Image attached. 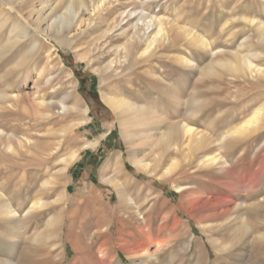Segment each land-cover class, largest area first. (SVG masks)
<instances>
[{"label":"rangeland","instance_id":"obj_1","mask_svg":"<svg viewBox=\"0 0 264 264\" xmlns=\"http://www.w3.org/2000/svg\"><path fill=\"white\" fill-rule=\"evenodd\" d=\"M15 6L17 10L6 31L14 23L32 27L28 9L18 3ZM263 7L264 0H115L113 7L97 17L95 25L73 43L36 33L34 37L45 42L36 59L29 58L23 66L14 65L30 41L5 56L0 54V91L31 92L33 79L24 83L19 74L25 77L34 68H46L53 76L52 84L45 87L48 100L58 101L75 88V96L89 109L85 123L66 130L86 117L79 109L58 112L54 107H41L36 111L33 107L25 109L23 104L8 107L0 102V128L21 141L19 145L13 140L11 152L0 150V191L4 198L15 207L23 205L24 214L29 202L40 193L42 181L54 176L53 188L42 195L49 205L20 222L0 217V258H10L17 264H264V147L258 149L264 129L258 137L227 144L230 172L214 169L195 173L193 158L181 169H189L190 176L181 175L180 170L170 179H160L158 174L151 176L142 171L130 155L136 150L139 156L146 154L153 159L150 149H159L151 140L140 138L149 128L156 131L165 127L148 126L135 117L123 126L102 98V92L124 95L158 112L167 123L185 118L217 143L219 132L245 120L264 101V85L219 67L205 72L213 54L178 34V29H193L212 41L213 48L233 51L244 36L254 34L253 29L243 30L245 24L238 17L256 15L264 19ZM141 9L164 17L171 43H161L149 56H133L121 64L122 57H116L113 50L127 41ZM123 10L137 13L128 17L129 22L124 19L110 38L99 39L108 28V20ZM229 17L235 19L223 29ZM184 55L199 66L183 65L180 57ZM112 60L113 67L103 69ZM260 62L264 63V59ZM179 95L186 105L182 103L176 111ZM75 96L67 98L66 103L73 104ZM191 98L200 102L197 115L187 112ZM41 113L48 115L41 117ZM217 114V122L208 127ZM94 138H100L101 143L93 150L82 149L79 158L61 170V158ZM212 146L205 152H211L215 148ZM181 149L168 148L170 153L177 152L182 161ZM119 154L124 157L123 171L112 167ZM84 160L89 169L76 175ZM117 172H121L118 178L124 190L136 202L150 195L152 200L141 208L144 220L129 205L120 203L117 185L102 179L103 173L112 176ZM257 172L263 175L253 186L250 179ZM176 184L194 188L182 193ZM207 194L225 195L233 202L203 205L198 199ZM234 203L240 206L234 209ZM242 212L248 228L241 223ZM51 218L57 219L56 225L48 224ZM16 234L18 241L12 244L11 237Z\"/></svg>","mask_w":264,"mask_h":264},{"label":"bare ground","instance_id":"obj_2","mask_svg":"<svg viewBox=\"0 0 264 264\" xmlns=\"http://www.w3.org/2000/svg\"><path fill=\"white\" fill-rule=\"evenodd\" d=\"M37 1H39V3ZM114 1L115 0H0V54L5 56L15 50L22 43L30 41V46L26 52L22 54L16 62H14V65L23 66L27 63L29 58L36 59L41 54L45 44V42L43 43L37 39L36 36L34 37L36 33L45 35L48 39L54 38L61 43L64 41H70L73 43L75 38L79 37L95 25V19L97 17L103 14L104 11L113 7ZM15 3H18L19 7H23L24 5L25 8L28 9V18L30 19L32 27H30L28 23H23L22 26L19 23H14L12 27L6 31V28L9 27H7L9 21L14 16V11L17 10ZM136 13V10L130 12H127L126 10L120 11L119 14L115 15L111 20H108V28L101 32L99 39L110 38L112 35L111 33L117 27L121 26L124 19H128V17H131ZM86 15L88 16L86 17ZM137 16L138 18L136 23L132 25L134 30L127 41L122 45H118V47L113 50L116 52V57H122L119 60L121 64H126L127 59L133 56L136 58L149 56L161 43H171L168 35L170 29L168 32L166 31L163 16H158L157 14H151L148 12L146 13L144 12V9H141ZM238 18L245 24V28L243 30L253 29L254 34L244 36L239 42L238 47L233 51L222 48H213L212 41L193 29L179 28L178 34L188 37L191 43L213 54V60L208 66H206L205 72H214L217 67H219L233 76L242 77L243 79L247 78L250 81H255L258 84L262 83L261 85H264V63L260 62V60L264 59V19L256 15H242ZM233 19L235 18L229 17L223 24L222 28H226L229 22ZM125 30L126 29L123 30V33ZM4 34H7V36L4 37ZM226 41H228V39ZM253 44H255V47H253ZM121 52L123 53L121 54ZM180 58L182 64L187 67L199 66V64L190 56L184 55ZM112 67L113 60L106 63L103 69H111ZM22 75L24 74L21 72L19 77L24 83H26L29 78L33 79V84L31 86L32 91H25L22 94H10L6 91H0V102L6 104L8 107H13L14 104L19 103L23 104L25 109L33 107L36 111L41 107H54L58 110V112H66L67 110L74 108L79 109L86 117L75 121L73 124L69 125V127H66V130L72 129L86 122L88 119L87 116L89 109L84 105V103H82V99L80 97L75 96V88H72L70 91L65 93L58 101H54L53 99L48 100L45 95V87L52 84L53 76L46 71V68L42 70L34 68L33 73L28 74L25 77ZM173 91L178 92L177 88H173ZM72 95L76 98L73 104L68 105L66 100ZM102 98L114 109L123 126L128 124L131 117H135V120L137 119L141 123L146 122L148 126L153 124V126L156 125L158 127H162L163 125V127H165L164 129L158 128L156 131H149V128L147 134L140 138L141 140H151L152 145H156L159 149L156 152L152 151L153 147L150 149V154L154 157L153 159L149 160L146 154L139 156L136 150L131 152L130 155L133 162L142 171L151 176H156L158 174L160 179L172 178L175 173L182 169L184 162H190L193 158L196 159V169L192 170L195 173L198 171L200 173H209L214 169L222 173L230 172L231 163L228 158L229 156L225 151L227 144L246 140L250 136H259V134H261L260 132L264 129V101L256 106L245 120L225 131L219 132L217 134L216 143V139H211L209 134L204 133L202 130H198L185 118H182L176 123H167L162 119V116L157 114L158 112L155 114L147 106L140 105L124 95H112L102 92ZM183 98H181L180 95L176 98V111H178L182 105L184 100ZM187 104V112L189 115H197L199 113L201 105L198 100L191 98ZM47 115L48 114H42L41 117H46ZM219 115L220 114H217L215 118L210 120L208 127H211L217 122ZM135 135L136 134L134 133L132 136L134 137ZM14 136L15 135L7 134V132L0 128V150L2 148L4 152H11L13 149V140L16 139ZM16 140V142L20 145L21 141L18 139ZM100 143V138L88 140L82 145L80 150H74L67 157L61 158L64 164V168L61 170H65L70 164L76 161L79 158L80 151L82 149H92L97 147ZM211 145L215 146V148L212 146L214 149L211 152H209L210 150L205 152L207 147ZM169 147L175 148L176 151L182 148L183 160H180L178 154H176L177 152L170 153L168 150ZM262 147H264V139L261 141L258 149ZM2 153L0 151V154ZM122 158H124L123 154L116 156L112 166L114 170L120 169L119 171H123V169H125V167H122ZM110 163L111 162H109L105 169H103L104 172ZM119 173L121 172H117L112 176H108L103 173L102 179L111 184L117 185L119 188L118 192L120 203L123 205H129L130 208L135 210L136 215L144 220L146 217L141 211V208L145 203L152 200H150V195L145 196L140 202H136V199L124 190V184L118 178ZM179 173L185 177L190 176L189 169H183ZM262 175L263 174L259 172L253 173L252 178L250 179L253 182V186L258 185V178ZM53 180L54 176L50 175L42 181L39 188L40 193L37 194L35 199L29 202L28 209L24 214H22V211L24 210L23 205H19L18 207L13 206L7 199L4 198L3 193L0 191V201H3L0 202V217L20 222L31 214L41 211L49 205L48 200L44 199L42 195L49 192L53 188ZM175 187L182 193L188 192L189 189L194 188V186H191L190 184H176ZM198 200L201 201L203 205L211 204L214 201L229 204L233 202L228 196L218 195L215 197L214 195L212 196V194L201 196ZM233 206V208L236 209L240 205L235 204ZM239 217L242 225L248 228L245 219V212L239 214ZM48 224L52 226L56 225L57 219H49ZM18 236L19 235L16 234L11 237L12 244H15L18 241ZM148 255L149 257H152V254ZM0 264L17 263L10 258H0Z\"/></svg>","mask_w":264,"mask_h":264},{"label":"crops","instance_id":"obj_3","mask_svg":"<svg viewBox=\"0 0 264 264\" xmlns=\"http://www.w3.org/2000/svg\"><path fill=\"white\" fill-rule=\"evenodd\" d=\"M94 150H95V149H94ZM87 166H88V164H87V162L84 160V161L82 162V165L79 167L80 171H79V172L76 171L75 174H76V175H79V174L81 173L82 170H88L89 168H88ZM77 170H78V169H77Z\"/></svg>","mask_w":264,"mask_h":264}]
</instances>
